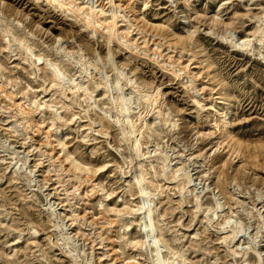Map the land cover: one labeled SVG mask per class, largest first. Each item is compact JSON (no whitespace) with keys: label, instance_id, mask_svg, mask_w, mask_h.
<instances>
[{"label":"rangeland","instance_id":"rangeland-1","mask_svg":"<svg viewBox=\"0 0 264 264\" xmlns=\"http://www.w3.org/2000/svg\"><path fill=\"white\" fill-rule=\"evenodd\" d=\"M0 264H264V0H0Z\"/></svg>","mask_w":264,"mask_h":264},{"label":"bare ground","instance_id":"bare-ground-1","mask_svg":"<svg viewBox=\"0 0 264 264\" xmlns=\"http://www.w3.org/2000/svg\"><path fill=\"white\" fill-rule=\"evenodd\" d=\"M92 5V4H91ZM217 14V13H216ZM217 16V15H216ZM221 16V15H220ZM219 16V17H220ZM228 25V24H227ZM218 111L219 112H221L222 111V108L221 107H219L218 108ZM227 115V114H226ZM230 123V118H229V116L227 115L226 117H225V120H224V126H225V128H229V124ZM155 241V240H154Z\"/></svg>","mask_w":264,"mask_h":264}]
</instances>
